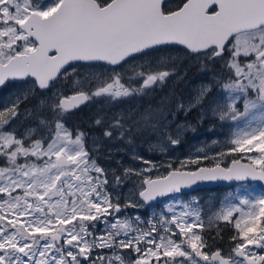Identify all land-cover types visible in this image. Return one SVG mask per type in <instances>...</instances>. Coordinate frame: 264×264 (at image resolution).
Returning a JSON list of instances; mask_svg holds the SVG:
<instances>
[{"label": "snow or ice", "instance_id": "obj_1", "mask_svg": "<svg viewBox=\"0 0 264 264\" xmlns=\"http://www.w3.org/2000/svg\"><path fill=\"white\" fill-rule=\"evenodd\" d=\"M176 46L203 58L202 70L221 65L214 83L201 85L187 104L175 100L174 110L204 108V97L219 88L221 99L209 101L207 111L232 123L226 149L211 158L199 149L156 178L149 173L157 165L135 152L145 167L117 174L100 166L92 154L100 138L90 150L87 134L69 130L64 117L95 98L115 102L181 78L175 68L149 70L137 73L142 84L133 88L114 71ZM77 63L109 65L113 74L67 94L58 82ZM16 81L30 87L0 108V264H264V195L229 202L207 223L189 205L154 221L121 216L198 180L264 181V0H0V87ZM167 104L164 98L138 116L100 115L94 123L105 139L128 144L154 135L160 143L151 147L165 153L182 131H170ZM209 159L211 166H200ZM133 177L139 183L122 203L114 189ZM221 221L233 230L227 248L216 243ZM214 224L210 242L204 232Z\"/></svg>", "mask_w": 264, "mask_h": 264}, {"label": "rangeland", "instance_id": "obj_2", "mask_svg": "<svg viewBox=\"0 0 264 264\" xmlns=\"http://www.w3.org/2000/svg\"><path fill=\"white\" fill-rule=\"evenodd\" d=\"M167 57H171V59H169L166 64L161 65V59ZM177 61H182V64H180V62L176 63ZM202 62H204L203 58L198 60L193 56L185 55L183 50L175 47L168 48L162 52H152L147 56H136L135 59H130L128 63L120 67L124 68V70L115 69V73H119L122 77L121 82L125 84V86H131L133 88L140 87L142 84V77L138 76L137 73H146L149 70H165L166 68L172 69L169 67L171 63H174L175 66L177 65L175 69L180 77H183L185 74H189L184 76L187 78V80H185L186 86L180 94L171 98V104H169L168 110L171 112V116L169 118V123L171 124L170 131L175 133L177 128L182 129L180 133V143L174 147L167 145L165 153H161L158 148L153 149L151 147V145L160 143L154 135L147 136L148 138H144V136H136L132 140L131 144L126 143L124 140H115V138L113 140L105 139V141L108 142V145L102 143L99 151L92 153L96 157L97 163L102 167L115 170L117 174L122 173L124 168L127 167H145V165L139 160L132 158V154L135 152L139 156L144 157V159L152 161L157 165V169L154 172L149 173L152 178H156L157 176L166 173L169 163L172 168H179L182 161H185L190 157L195 158L199 149H203L210 158L219 151L225 150L227 146V138L230 137L231 132L234 130L232 123H222L218 119L213 118L210 111H207L209 101L221 99L219 88H213L208 95L204 97V108L196 107L187 112L174 110L175 100L178 99L185 102V104L194 100L201 85L214 83L212 72L219 73L221 71V65L213 63H208L207 69L202 70ZM71 73H73V71ZM101 74L112 75L113 70L108 66L89 67L82 73H73L72 77L68 81V94L72 93L74 87H78L81 84H87L88 87L94 88V85L97 83L95 78L97 76H101ZM180 80H182V78L178 79L177 76H170L165 84L171 82L172 85ZM61 82V80L58 82V87L61 91H63ZM8 87L9 90L2 92V94H5L0 98V108H3L6 101H9L15 95L23 92L30 87V85L21 83L12 84ZM145 94L150 95V104L144 105L141 102L136 101V97L138 98V95L140 97ZM157 95L159 99L161 94L159 92H154L152 88L150 90H146L144 94H135L132 97L122 98L126 104L124 108L120 109V111L129 110V114L138 116L142 110L144 112L145 109L148 108L153 107V109H155L161 107V101L156 103L158 106H152L155 99H157ZM164 98L165 97H162V99ZM97 100L100 101V104L94 105V109L100 110L104 108L105 111L111 112L110 114L112 115L118 114L119 109H113L115 103L107 104L106 101L108 100L103 97L95 98L91 101ZM35 102L36 100L33 98L29 106L35 104ZM116 104L117 106L124 105V103ZM137 104H141V106ZM238 106H240L242 110V104ZM202 111H207V115L202 117L200 114ZM129 114L127 116H129ZM87 125H89V123ZM20 130L23 131V127H21ZM88 134L87 140L90 145H92L95 137L101 136L98 132H95V134H91L89 132ZM231 158L232 156H228L223 162L227 164L231 161ZM200 166H211V159L203 161ZM195 167V165H187L189 170L194 169ZM138 183V179L133 177L125 182V186L122 189H114V195L119 194L121 202L123 203L129 193L134 190V186L138 185ZM261 195H264V190H260L257 185L252 183H239L231 188H225L220 192L217 189H207L203 193L197 191L185 195H171L155 206L151 205L149 207V204L140 203L139 207L127 208L121 213V216L122 218H134L136 215H139L142 221H154V218H158L164 213H167L170 216L171 213L169 212V209L180 213L183 205H189L194 209L202 210V219H204L205 223H207L208 219L214 218L215 213L222 207L227 206L229 202L232 204H239L241 199H252ZM213 227H216V225L214 224ZM101 228L102 225L98 224L97 232H99ZM227 228H232V226L230 225V227Z\"/></svg>", "mask_w": 264, "mask_h": 264}, {"label": "flooded vegetation", "instance_id": "obj_3", "mask_svg": "<svg viewBox=\"0 0 264 264\" xmlns=\"http://www.w3.org/2000/svg\"><path fill=\"white\" fill-rule=\"evenodd\" d=\"M137 56H141V55H137ZM182 64V61H177L176 63H179ZM103 66H107V65H101V64H97V65H94V66H89V65H86L84 63H77L76 64V67H75V73H82L84 72L87 68L89 67H103ZM177 66V65H176ZM176 66L174 65V63H171L170 64V68H176ZM116 70H124V68H115ZM72 72V69H69V74H68V77L67 78H64L62 77L60 80L62 81L61 85H62V89L64 92H66L68 94L69 92V83L68 81L70 80V78L72 77L73 73ZM186 75H189V74H185L184 76ZM181 77L182 80L178 81V82H175L171 85V82H168L167 84H165L164 86L166 87V96H167V99H168V103L171 104V98H173L174 96H177L178 94H180L183 90V88L186 86L185 85V80H187V78L185 77ZM23 82H8L6 85L0 87V98L4 96V94H2V92H5L7 90H9V85H12V84H21ZM172 88V90H171ZM152 89V88H151ZM150 90V89H148ZM70 94V93H69ZM141 95L139 97L138 95V98L136 97V101L138 102H145L146 101V98L145 97H148V101L150 102L151 99H150V95H146V96H143ZM121 100V101H120ZM118 101H115V102H109V101H106L107 104H112V103H115L114 106H113V109H119V112L118 113H123L125 116H127L129 114V110L128 111H120L121 108H124L125 106V101H123L122 99H120ZM100 101H88V102H85L83 105H81L79 108L69 112L65 117H64V123L66 124L67 128L73 132L79 130V131H82L86 134H88L89 132L91 134H95V132H98L101 136L99 137V141L98 143H100L102 145L103 144H106L108 145V142L105 141V138L103 137V134H102V131H103V128L101 127H97L95 125V120L97 118H91L89 115H91L93 112L95 111H91V108L93 107V105H99ZM116 103H124V105H120V106H117ZM137 105H140L141 104H137ZM129 106V105H127ZM168 111V109H167ZM100 112L101 113H104V112H107L104 110V108L100 109ZM109 115H103L105 116V118H111L115 115H110L111 112H108ZM167 113V112H166ZM89 123V125H87ZM89 135V134H88ZM113 140V139H112ZM116 140V139H115ZM87 146L89 149L92 148V145L88 144V140H87ZM145 154V153H144ZM239 183H245V182H237V183H234L233 185H237ZM253 184V183H252ZM259 187V189H263L264 190V185H261V184H255ZM149 207L151 206V204L148 205ZM216 230V229H214ZM208 231V230H206ZM211 231V230H210ZM209 231V232H210ZM216 232V231H214ZM221 233L222 234H227V237L223 238L222 241L220 240H217L216 243H217V246L221 247V248H227L230 246V237L233 235V230L232 228H224V229H221ZM220 233V234H221ZM216 235H214L215 237Z\"/></svg>", "mask_w": 264, "mask_h": 264}, {"label": "trees", "instance_id": "obj_4", "mask_svg": "<svg viewBox=\"0 0 264 264\" xmlns=\"http://www.w3.org/2000/svg\"><path fill=\"white\" fill-rule=\"evenodd\" d=\"M165 89H166V87L164 85L163 86L157 85V86L153 87V91L154 92H159L161 94V97H159V99H158V95H157L156 96L157 99H155V101L153 102L152 106H158L156 103L159 102V101H162V97L167 98ZM150 102L148 101V97H146V101L145 102H141V103L144 104V105H147V104H150ZM167 109L169 110V103L167 104ZM91 111H95L91 115H89L91 118H98V116H100V115H109L108 112L101 113L99 109H94V105L91 108ZM141 113H143V110L141 111ZM110 115H112V114H110ZM215 189H217L219 192L224 190L223 187H215ZM206 190H207L206 188H202L198 192H202L203 193ZM218 227L220 229H224V228L230 227V225H228L227 223H224V222H220ZM214 229H216V227H213L210 232L209 231H205L204 232L205 236L209 238L210 242H211V239L214 237V235H216V232H214L216 230H214ZM221 236L223 238H225V237H227V234H222L221 233Z\"/></svg>", "mask_w": 264, "mask_h": 264}, {"label": "water", "instance_id": "obj_5", "mask_svg": "<svg viewBox=\"0 0 264 264\" xmlns=\"http://www.w3.org/2000/svg\"><path fill=\"white\" fill-rule=\"evenodd\" d=\"M245 162V161H242ZM241 181H250V182H258L262 185H264V181L262 180H253L251 178L248 179H244V180H223V179H217V180H198L195 183L190 184L189 186L186 187H182L180 192H184V191H189L191 189H196V188H200V187H204V186H214V185H225V186H229L231 184L237 183V182H241ZM174 193H169L168 195H171ZM168 195L162 196V197H157L155 200L148 202L146 204L149 203H156L161 201L163 198L167 197Z\"/></svg>", "mask_w": 264, "mask_h": 264}, {"label": "bare ground", "instance_id": "obj_6", "mask_svg": "<svg viewBox=\"0 0 264 264\" xmlns=\"http://www.w3.org/2000/svg\"><path fill=\"white\" fill-rule=\"evenodd\" d=\"M144 138H148L147 136H144ZM112 153V152H111ZM111 156V155H110Z\"/></svg>", "mask_w": 264, "mask_h": 264}]
</instances>
